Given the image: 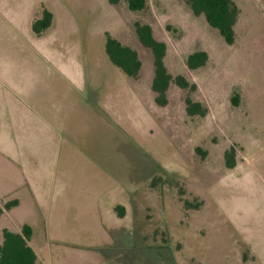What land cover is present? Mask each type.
Masks as SVG:
<instances>
[{
  "label": "rangeland",
  "instance_id": "1",
  "mask_svg": "<svg viewBox=\"0 0 264 264\" xmlns=\"http://www.w3.org/2000/svg\"><path fill=\"white\" fill-rule=\"evenodd\" d=\"M233 1L240 16L228 45L185 0H147L139 12L126 0H0L3 85L22 81L36 44L28 28L48 10L56 47L85 73V92L108 98L111 109L103 142L91 132L85 138L88 147L102 145L100 163L72 169L65 186L45 187L47 227L29 241L37 264H264V0ZM137 24L152 27L167 45L169 72L196 90L172 84L167 106L156 103L154 57ZM108 34L139 53L137 80L111 62ZM196 52L209 59L191 70L187 60ZM188 99L206 116L189 115ZM4 106L0 95V112ZM25 202L31 217L35 207ZM19 212L6 211L0 244L5 228L23 230L28 219Z\"/></svg>",
  "mask_w": 264,
  "mask_h": 264
},
{
  "label": "crops",
  "instance_id": "2",
  "mask_svg": "<svg viewBox=\"0 0 264 264\" xmlns=\"http://www.w3.org/2000/svg\"><path fill=\"white\" fill-rule=\"evenodd\" d=\"M53 24L41 35L34 32L33 24L32 30L28 28L36 44L24 61L22 81L6 79L5 86L0 82L4 87H0V95L5 100L0 112V164L5 170V175H0V196L8 198L6 203L19 201L10 212L16 215L21 209L20 217L28 219L23 224L33 229L31 243L37 228L47 227L43 218L50 197L45 187L54 182L65 186L72 169L86 170L97 161L99 164L102 145L88 147L85 138L91 132L103 142L104 130L110 125L109 99L85 92V73L71 64L66 53L56 47V36L48 33ZM112 113L114 122L119 123V113ZM25 201L35 207L31 217L22 211Z\"/></svg>",
  "mask_w": 264,
  "mask_h": 264
},
{
  "label": "trees",
  "instance_id": "3",
  "mask_svg": "<svg viewBox=\"0 0 264 264\" xmlns=\"http://www.w3.org/2000/svg\"><path fill=\"white\" fill-rule=\"evenodd\" d=\"M116 5L120 0H109ZM129 9L133 12L143 11L147 8V0H126ZM196 16H204L208 24L217 29L228 45L236 42L235 27L240 16V9L233 0H185ZM53 23L52 12L46 10L43 17L33 24V30L37 35L43 34ZM137 36L142 45L149 49L154 57L155 76L152 89L156 93V103L165 107L168 104V91L172 84L182 89L196 90V85L188 81L184 76L174 77L168 70L165 58L167 45L158 41L149 25H136ZM106 53L111 62L124 72L131 79L137 80L140 77L143 62L139 53L133 48L122 44L119 40L107 35ZM206 52H196L189 56L187 66L191 70L204 67L208 62ZM235 105L237 101H234ZM187 111L189 115L206 116L208 110L200 103L187 100ZM227 165L230 169L236 164L231 154H227ZM19 205L18 200L10 201L5 206L0 205V219L5 213ZM4 241L0 244V264H37L38 255L29 241L33 236V229L25 225L21 233L5 229L3 231Z\"/></svg>",
  "mask_w": 264,
  "mask_h": 264
}]
</instances>
